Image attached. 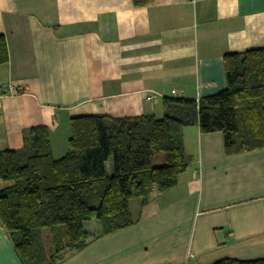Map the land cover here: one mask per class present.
Listing matches in <instances>:
<instances>
[{"label": "crops", "instance_id": "obj_1", "mask_svg": "<svg viewBox=\"0 0 264 264\" xmlns=\"http://www.w3.org/2000/svg\"><path fill=\"white\" fill-rule=\"evenodd\" d=\"M0 36V152L44 126L60 159L74 117L161 118L165 99L224 91V56L264 48V0H0ZM184 150L190 162L175 187L154 189L144 206L130 201L133 226L59 264L264 259V149L227 154L220 133L190 127ZM0 264H22L1 222Z\"/></svg>", "mask_w": 264, "mask_h": 264}, {"label": "trees", "instance_id": "obj_2", "mask_svg": "<svg viewBox=\"0 0 264 264\" xmlns=\"http://www.w3.org/2000/svg\"><path fill=\"white\" fill-rule=\"evenodd\" d=\"M147 3L134 0L136 7ZM7 62L0 36V65ZM224 68V91L199 101L165 99L161 118H72L68 151L60 159L53 157L44 126L24 133L21 149L0 152V182L8 184L0 189V222L22 264H59L93 240L133 226L130 201L146 205L154 189L169 191L187 168L186 128L220 133L227 154L264 149V48L226 54ZM162 154L163 164L154 166ZM94 220L101 229L90 234L84 225ZM43 230L50 234L49 248ZM215 264H264V259Z\"/></svg>", "mask_w": 264, "mask_h": 264}, {"label": "rangeland", "instance_id": "obj_3", "mask_svg": "<svg viewBox=\"0 0 264 264\" xmlns=\"http://www.w3.org/2000/svg\"><path fill=\"white\" fill-rule=\"evenodd\" d=\"M163 157L164 156L162 154V155H159L158 157L154 158L153 159V165L154 166L162 165L163 164ZM106 172L109 176H111L113 173V162H112L111 158L106 163ZM94 221H96V220H94ZM42 233H43L44 241H45L47 247L49 248V246H50V234H49L48 230H43Z\"/></svg>", "mask_w": 264, "mask_h": 264}, {"label": "built area", "instance_id": "obj_4", "mask_svg": "<svg viewBox=\"0 0 264 264\" xmlns=\"http://www.w3.org/2000/svg\"><path fill=\"white\" fill-rule=\"evenodd\" d=\"M177 92L176 91H173V94H176ZM177 95V94H176ZM178 96V98H181V96H179V95H177ZM149 99L151 100L152 99V97H149Z\"/></svg>", "mask_w": 264, "mask_h": 264}]
</instances>
